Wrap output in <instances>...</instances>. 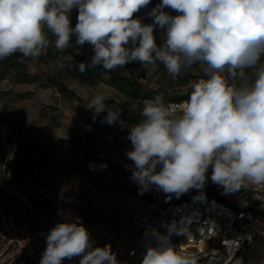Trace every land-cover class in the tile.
Segmentation results:
<instances>
[{
	"label": "clouds",
	"instance_id": "obj_1",
	"mask_svg": "<svg viewBox=\"0 0 264 264\" xmlns=\"http://www.w3.org/2000/svg\"><path fill=\"white\" fill-rule=\"evenodd\" d=\"M151 0H0V60L19 53L39 58L49 47L64 52L70 37L88 43L92 65L107 70L138 62L163 64L169 76L203 65L188 99L167 103L162 95L144 101L141 119L127 124L122 109L106 103L104 93L92 96L88 109L95 121L127 127L132 148L126 152L132 179L148 190L155 185L169 193L203 188L211 180L226 193L264 187V0H161L148 15L135 17ZM78 9V22L70 16ZM174 10L171 15L165 9ZM165 28L157 46L154 28ZM50 30L55 37L50 41ZM73 46V45H72ZM59 67H63L60 64ZM85 70V64H79ZM176 229L169 227V232ZM157 243L148 246L141 264H198L194 253L173 246L168 235L153 230ZM40 264H120L111 245L94 247L79 221L58 222L46 236Z\"/></svg>",
	"mask_w": 264,
	"mask_h": 264
},
{
	"label": "rangeland",
	"instance_id": "obj_2",
	"mask_svg": "<svg viewBox=\"0 0 264 264\" xmlns=\"http://www.w3.org/2000/svg\"><path fill=\"white\" fill-rule=\"evenodd\" d=\"M159 3L151 0L134 16L152 23L148 13ZM165 32L166 26L154 28L157 46L163 44ZM72 45L59 53L50 46L47 55L39 58L16 53L15 60H0V247L10 223L15 231H25L34 242L47 246L46 236L58 222L78 218L111 225L114 214L126 204L122 196L128 190L121 175L116 183L107 184L103 176L86 168L108 135L129 133L119 123H102L106 112L93 120V111L86 107L93 95L102 92L110 97L106 103L122 109L121 119L127 124H135L142 118L144 101L156 95L167 103L187 100L192 83L206 78L203 65H193L173 79L163 64L132 62L114 70L97 65L79 80L59 65L76 56L80 62L91 61L94 51L88 43ZM13 127L19 130L18 136ZM228 199L235 207L249 203L236 192ZM252 239L241 257L248 264H260L264 235Z\"/></svg>",
	"mask_w": 264,
	"mask_h": 264
},
{
	"label": "built area",
	"instance_id": "obj_3",
	"mask_svg": "<svg viewBox=\"0 0 264 264\" xmlns=\"http://www.w3.org/2000/svg\"><path fill=\"white\" fill-rule=\"evenodd\" d=\"M185 101L171 103L180 105ZM128 136L129 133L108 135L91 155L87 170L103 176L107 184L116 183L120 173L132 176L129 166H133V161L126 155L132 148ZM211 172L210 166L203 188L179 194L155 185L146 191L137 182L125 185L131 196L114 214L111 225L98 220L79 221L88 229L93 246L110 244L120 264H141L147 247L157 243L153 230L168 235L170 243L179 250L194 253L198 264H248L241 252L252 238L264 235V187L250 186L236 192L249 203L240 202L241 207H235L228 201L230 193L212 182ZM171 225L180 231L169 232ZM5 230L0 264H40L46 246L34 242L25 231H15L12 223ZM80 259H65L63 264H79ZM260 264H264V259Z\"/></svg>",
	"mask_w": 264,
	"mask_h": 264
},
{
	"label": "trees",
	"instance_id": "obj_4",
	"mask_svg": "<svg viewBox=\"0 0 264 264\" xmlns=\"http://www.w3.org/2000/svg\"><path fill=\"white\" fill-rule=\"evenodd\" d=\"M76 10L77 11H75L74 17L72 19H70L72 28H74L76 23H77V17H78L79 13H78V9H76ZM46 32H47L49 37H54L50 30H47ZM76 39H77L76 35L73 34L70 37V43L73 44V46L78 47L79 45L76 44ZM18 57L19 56L17 54H13V55H10L8 58H9V60H15ZM80 63H82V62H80L79 58H77V56H76V57L72 58L71 61L64 62L63 65L66 66V69L68 72H70L75 78H78L79 80H81L83 78H87V75L92 71L94 72V69L97 66V65H92V60L88 61V62H83L85 64V70L83 72H81L79 70V64ZM13 131H14V135L18 136L19 130L17 128L13 127ZM120 175L122 176V173H120ZM125 176H127V178H129L131 180V182L135 183V181L132 179L131 175H125Z\"/></svg>",
	"mask_w": 264,
	"mask_h": 264
},
{
	"label": "crops",
	"instance_id": "obj_5",
	"mask_svg": "<svg viewBox=\"0 0 264 264\" xmlns=\"http://www.w3.org/2000/svg\"><path fill=\"white\" fill-rule=\"evenodd\" d=\"M125 175V174H124ZM127 175V174H126ZM120 177H122V179H124L126 182H125V185L127 186V185H132L133 184V182H131V180L129 179V178H127V176L125 177V176H120ZM124 185V186H125ZM131 191L130 190H128V191H126V196H122V199L123 200H125L126 202L129 200V198H130V196H131ZM124 201V202H125Z\"/></svg>",
	"mask_w": 264,
	"mask_h": 264
}]
</instances>
